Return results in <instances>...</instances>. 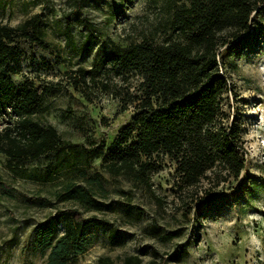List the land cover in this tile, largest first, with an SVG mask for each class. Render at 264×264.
<instances>
[{
    "label": "rangeland",
    "instance_id": "rangeland-1",
    "mask_svg": "<svg viewBox=\"0 0 264 264\" xmlns=\"http://www.w3.org/2000/svg\"><path fill=\"white\" fill-rule=\"evenodd\" d=\"M171 1L0 0L2 25L39 17L43 46L21 40L10 78L52 86L44 109L30 119L53 127L63 145L57 154L20 161L0 152V264H45L43 232L50 230L51 243L61 236L67 210L106 226L83 227V250L66 264H102L103 257L127 264L129 256L138 264H264V5L251 13L248 32L217 56L227 83L217 125L240 134L245 168L238 178L222 181L209 172L196 188L180 190L169 160L150 172L148 184L103 168L140 93L135 73L97 65L112 43L172 35ZM86 39L91 46L80 50ZM80 70L89 73L83 78ZM18 122L16 112L0 111V145L6 129L26 142Z\"/></svg>",
    "mask_w": 264,
    "mask_h": 264
},
{
    "label": "trees",
    "instance_id": "trees-1",
    "mask_svg": "<svg viewBox=\"0 0 264 264\" xmlns=\"http://www.w3.org/2000/svg\"><path fill=\"white\" fill-rule=\"evenodd\" d=\"M262 5L264 0H172L168 5L172 35L161 42L112 43L97 66L108 65L117 74L135 73L140 95L134 100L139 103L130 122L110 147L109 160L103 164L106 172L148 184L150 172L169 160L173 182L180 190L196 188L210 178L209 172L222 181L227 176L238 178L245 168L240 134L234 127L217 125L223 115L220 99L227 89L225 77L218 72L217 56L227 42L248 32L251 13ZM38 18L35 15L18 27L0 24V111L18 114L17 130L26 139L21 143L6 129L0 152L19 161L63 149L53 127L30 119L44 109L52 86L16 84L10 78L16 71L12 59L21 40L43 46ZM65 37L70 38L68 30ZM90 46L86 39L79 49ZM97 66L90 71L91 77ZM80 71L83 78L89 73ZM4 186L0 181V190ZM65 213L69 219L64 233L53 243L50 230L43 232L45 246L50 248L45 264H66L70 255L81 252L78 240L83 227L106 226L94 217L83 219L75 210ZM135 262H139L136 257L126 259L127 264ZM101 263L113 264L104 257Z\"/></svg>",
    "mask_w": 264,
    "mask_h": 264
}]
</instances>
